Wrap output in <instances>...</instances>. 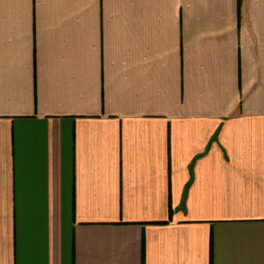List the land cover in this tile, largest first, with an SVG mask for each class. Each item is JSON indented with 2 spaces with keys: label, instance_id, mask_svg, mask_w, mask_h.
<instances>
[{
  "label": "crops",
  "instance_id": "0c3cea01",
  "mask_svg": "<svg viewBox=\"0 0 264 264\" xmlns=\"http://www.w3.org/2000/svg\"><path fill=\"white\" fill-rule=\"evenodd\" d=\"M0 264H264V0H0Z\"/></svg>",
  "mask_w": 264,
  "mask_h": 264
}]
</instances>
